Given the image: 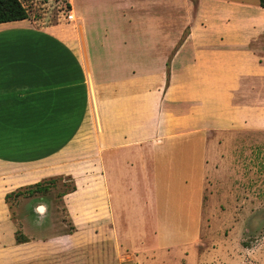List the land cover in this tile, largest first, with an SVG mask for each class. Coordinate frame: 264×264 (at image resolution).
Masks as SVG:
<instances>
[{
    "label": "crops",
    "instance_id": "crops-1",
    "mask_svg": "<svg viewBox=\"0 0 264 264\" xmlns=\"http://www.w3.org/2000/svg\"><path fill=\"white\" fill-rule=\"evenodd\" d=\"M184 2L64 0L71 20L0 23V187L70 177L133 247L125 212L145 187L153 246L170 245L162 209L177 245L198 242L205 187L233 186L225 134L264 105V7Z\"/></svg>",
    "mask_w": 264,
    "mask_h": 264
},
{
    "label": "rangeland",
    "instance_id": "rangeland-1",
    "mask_svg": "<svg viewBox=\"0 0 264 264\" xmlns=\"http://www.w3.org/2000/svg\"><path fill=\"white\" fill-rule=\"evenodd\" d=\"M20 1L29 17L46 15L56 20L67 11L64 0ZM196 1L188 3L194 6ZM240 118L246 126L236 136L227 132L231 142L223 146L229 154L228 177L233 186L205 187L197 243L177 245L184 225L173 210L162 209L158 227L164 238L160 240L170 245L155 248L153 223L146 218L150 212L140 205L145 187H135L125 208L126 232L137 244L133 247L104 223L106 209L94 208L92 202L80 206V194L61 196L72 183L66 176H56L38 181L48 185L43 190L33 184L0 187V264H264L263 103L260 112L246 110ZM248 121L259 126L249 128ZM85 198L91 201V192ZM17 235L26 241L17 243Z\"/></svg>",
    "mask_w": 264,
    "mask_h": 264
},
{
    "label": "trees",
    "instance_id": "trees-1",
    "mask_svg": "<svg viewBox=\"0 0 264 264\" xmlns=\"http://www.w3.org/2000/svg\"><path fill=\"white\" fill-rule=\"evenodd\" d=\"M259 5L261 7H264V0H259ZM27 16H28V11L20 0H0V23L24 19V18H27ZM53 178H55V177H53ZM53 178H49L47 180H52ZM68 178H69L70 182L72 183L71 178L70 177H68ZM47 186H48L47 184L42 186L40 182H37V183L33 184L32 187H36L38 189L43 190ZM74 190H75V186L72 183L71 188L69 190H67L66 192L62 193L61 196H63L66 193L73 192ZM24 241H26L25 237H21L19 235L16 236V242L17 243H21Z\"/></svg>",
    "mask_w": 264,
    "mask_h": 264
},
{
    "label": "built area",
    "instance_id": "built-area-1",
    "mask_svg": "<svg viewBox=\"0 0 264 264\" xmlns=\"http://www.w3.org/2000/svg\"><path fill=\"white\" fill-rule=\"evenodd\" d=\"M66 19L67 20H71L73 17H72V13H70V11H67V13H66Z\"/></svg>",
    "mask_w": 264,
    "mask_h": 264
}]
</instances>
